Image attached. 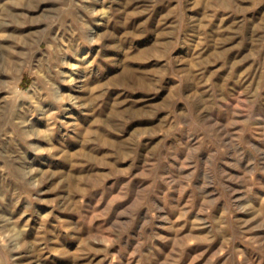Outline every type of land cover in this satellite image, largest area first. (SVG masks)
<instances>
[{"label": "rangeland", "instance_id": "rangeland-1", "mask_svg": "<svg viewBox=\"0 0 264 264\" xmlns=\"http://www.w3.org/2000/svg\"><path fill=\"white\" fill-rule=\"evenodd\" d=\"M0 264H264V0H0Z\"/></svg>", "mask_w": 264, "mask_h": 264}]
</instances>
